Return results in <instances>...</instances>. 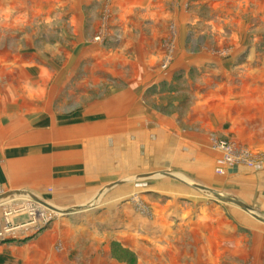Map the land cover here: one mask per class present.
Returning <instances> with one entry per match:
<instances>
[{
    "label": "crops",
    "instance_id": "0c3cea01",
    "mask_svg": "<svg viewBox=\"0 0 264 264\" xmlns=\"http://www.w3.org/2000/svg\"><path fill=\"white\" fill-rule=\"evenodd\" d=\"M241 49L245 52V47ZM13 60L8 66L27 69L26 57ZM202 60L190 63V71L214 68L220 74L232 72V79L225 88L209 90V82L197 86V103L180 123L151 109L141 98L151 87L175 83L176 73L187 72L181 64L167 72L156 67L153 72H140L139 67L131 100L116 98L111 102L115 114L106 113L96 121L86 110L61 112L64 81L44 78L41 68L35 78L24 70L20 78L0 79V187L43 197L52 189L55 198L69 199L98 185L96 181L109 182H102L104 176H112L113 182L115 175L134 170L172 172L244 203L264 219V163L253 168L240 165L221 176L216 170L222 166L223 154L212 148V139L225 140L264 156V77L256 80L254 88L242 76L235 78L238 71L248 70L246 62ZM5 70L3 65L0 74ZM97 166L102 169L91 175V168ZM157 177L161 179H148L160 183L147 193L167 199L165 205L153 208L159 221L145 223L137 218L125 228L122 224L109 228L104 222L79 224L62 218L21 245L13 241L0 245V264H114L113 241L139 257L146 256L148 264L162 258L170 264H264V223L233 204L192 196L175 180ZM182 181L176 182L187 185ZM123 191L116 195L126 198L136 193Z\"/></svg>",
    "mask_w": 264,
    "mask_h": 264
},
{
    "label": "rangeland",
    "instance_id": "374dc122",
    "mask_svg": "<svg viewBox=\"0 0 264 264\" xmlns=\"http://www.w3.org/2000/svg\"><path fill=\"white\" fill-rule=\"evenodd\" d=\"M243 47L245 52L241 49ZM238 48L240 54L236 53ZM0 56L5 59L0 68L3 65L7 68L0 74V79L20 78L24 70L35 78L36 71L41 68L44 78L64 81L60 84L61 112L86 110L93 121L106 113L114 115L116 107L111 102L116 98L123 96L125 102L131 100L133 76L139 67L140 72L146 69L153 72L155 67L167 72L178 64L185 65L187 72L176 73L175 83L151 87L141 98L151 109L175 117L180 123L191 115L197 103L196 97L200 94L197 86L205 87L209 82L212 85L209 90L222 85L225 88L232 77V72L229 73L231 75L226 71L220 74L214 68L190 71V63L201 62L208 57L215 58L219 64L220 61L246 62L248 70L238 71L240 73L235 78L242 76L243 81H251L253 86L258 83L257 79L264 77V0H0ZM25 57L27 69L24 65L8 66L13 59L21 58L22 61ZM134 88L137 89L136 86ZM252 156L255 166L264 163V156ZM100 169L92 167L91 175ZM168 173L186 181L187 185L172 182L191 192L192 196L214 198L192 187L202 184ZM144 174L156 173L134 170L115 175L113 182H110L112 176H108L109 180L104 176L105 181L102 182H109L99 184L96 181L98 185L88 191L77 192L69 199L65 198L67 196L55 198L51 195L52 189H48L43 197L22 190L6 191L0 187L1 233L8 226L5 223L10 210L15 211L9 219L12 226L32 222V207L40 208V203L34 198L59 210L82 208L65 216L44 206L47 210H41L44 214L51 211L55 215L52 219L39 225L38 231L30 229L9 236L5 234L0 245L12 241L14 245H21V242L34 238L66 217L79 224L104 222L109 228L121 224L125 228L137 218L145 223L154 218L159 221L153 214V208L165 205L167 199L147 193L160 181L136 180ZM117 182L125 183L107 189ZM122 190L136 193L119 198L116 194ZM11 192L14 194L4 197ZM174 200L177 201L178 197ZM188 201H194V197ZM21 206L28 212L20 214L21 209L15 210ZM123 208H128L127 212L124 213ZM39 216L41 224L44 215ZM110 257L114 264H148L146 256L139 257L114 241L110 246ZM164 259L156 263L170 264ZM80 264L85 263L81 261Z\"/></svg>",
    "mask_w": 264,
    "mask_h": 264
},
{
    "label": "built area",
    "instance_id": "2783aa9c",
    "mask_svg": "<svg viewBox=\"0 0 264 264\" xmlns=\"http://www.w3.org/2000/svg\"><path fill=\"white\" fill-rule=\"evenodd\" d=\"M212 146L214 150L221 152L223 154L222 166L217 168L216 170L217 174L221 176L228 174L230 171H232L233 169H235L236 167L240 165H244L249 168H253L255 166V159L249 151L244 150V149H238L234 144L230 142L213 139ZM34 208L32 207L33 210L30 213V216L33 217L32 222L28 224L20 225V226L11 225V222L9 221V219L11 218L12 214H15V211H12V210L8 211V214L6 215L7 219L5 223V225H8V226L6 228V231L2 233L0 232V240L6 237V235L9 236V234H12L14 232L19 233L18 231H22V230L35 229L36 231H38L39 228L41 227L39 225H42L48 222V220L52 219V217H47L46 215L47 213L44 214L41 208H37V207H34ZM35 210L39 211V214L44 215L43 220H40V222L42 221L41 224H39L38 219L34 217Z\"/></svg>",
    "mask_w": 264,
    "mask_h": 264
},
{
    "label": "water",
    "instance_id": "95a60500",
    "mask_svg": "<svg viewBox=\"0 0 264 264\" xmlns=\"http://www.w3.org/2000/svg\"><path fill=\"white\" fill-rule=\"evenodd\" d=\"M157 176H163V177H167V178H170V179H172V180H175V181L183 182V181H182L180 178H178L177 176H175V175H173V174H171V173H167V172L156 173V174H144V175H140V176H138V177L136 178V180H147V179H151V178H154V177H157ZM124 183H125V182H117V183L111 184V185H109V186L107 187V189H112V188H114V187H116V186H121V185H123ZM192 187L195 188V189H198V190H200V191H202V192H204V193H206V194H208V195L214 196V198H215L217 201H219V202L233 204V205H235V206L241 208L243 211L249 213V214H250L252 217H254L255 219H257V220H259L260 222L264 223V219L261 218L260 216L256 215V214H254V213L252 212V210L250 209V207H248V206L245 205L244 203H242V202H240V201H238V200H236V199H233V198H229V197L223 196V195H221V194H219V193H217V192H215V191H213V190H211V189H209V188H206V187H204V186H201V185H195V184H194ZM16 193L18 194L19 192H16ZM13 194H14V193L11 192V193L6 194L4 197L6 198V197L11 196V195H13ZM4 197H3V198H4ZM32 197H33V196H32ZM34 199H35L37 202H39V203L45 205L46 207L50 208L51 210L56 211L57 213H60V214H63V215H68V214H70V213H72V212H74V211H78V210H81V209H82L81 207H77V208H75V209L66 210V211H64V210H59V209H56V208L50 206L49 204H46L45 202H43V201H41V200H38L37 198H34Z\"/></svg>",
    "mask_w": 264,
    "mask_h": 264
},
{
    "label": "bare ground",
    "instance_id": "6f19581e",
    "mask_svg": "<svg viewBox=\"0 0 264 264\" xmlns=\"http://www.w3.org/2000/svg\"><path fill=\"white\" fill-rule=\"evenodd\" d=\"M37 203H39V202H37ZM41 204V203H40ZM41 205H43V204H41ZM41 205H40V208H43L45 211L47 210L46 208H48V207H46L45 205H43L42 207H41ZM44 206L46 207V208H44ZM23 208H24V206H21V207H19V208H17V209H15V210H18V209H21L20 211H19V213L20 214H22L23 212L24 213H26V207H25V210L26 211H23ZM49 210H51L50 208H48ZM39 211H40V209H39ZM39 211H37V210H35V214H34V217H36V219H39ZM53 211V210H52ZM28 212V211H27ZM54 212H56V211H54ZM18 213V214H19ZM47 217H54L55 215H53V213H51V211H49V212H47ZM9 218V217H8Z\"/></svg>",
    "mask_w": 264,
    "mask_h": 264
}]
</instances>
